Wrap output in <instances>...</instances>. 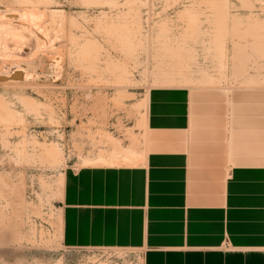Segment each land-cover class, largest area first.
Wrapping results in <instances>:
<instances>
[{
	"label": "rangeland",
	"instance_id": "1",
	"mask_svg": "<svg viewBox=\"0 0 264 264\" xmlns=\"http://www.w3.org/2000/svg\"><path fill=\"white\" fill-rule=\"evenodd\" d=\"M193 85H264V0H0V264H133L63 246L64 176L135 161L143 96Z\"/></svg>",
	"mask_w": 264,
	"mask_h": 264
},
{
	"label": "crops",
	"instance_id": "2",
	"mask_svg": "<svg viewBox=\"0 0 264 264\" xmlns=\"http://www.w3.org/2000/svg\"><path fill=\"white\" fill-rule=\"evenodd\" d=\"M142 100L135 161L66 172L63 246L133 264H264V85L159 87Z\"/></svg>",
	"mask_w": 264,
	"mask_h": 264
},
{
	"label": "bare ground",
	"instance_id": "3",
	"mask_svg": "<svg viewBox=\"0 0 264 264\" xmlns=\"http://www.w3.org/2000/svg\"><path fill=\"white\" fill-rule=\"evenodd\" d=\"M115 150H116V149H115ZM117 152H119V151H117ZM117 152H116V153H117Z\"/></svg>",
	"mask_w": 264,
	"mask_h": 264
}]
</instances>
